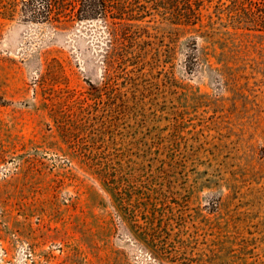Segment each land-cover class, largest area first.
<instances>
[{
    "label": "rangeland",
    "instance_id": "374dc122",
    "mask_svg": "<svg viewBox=\"0 0 264 264\" xmlns=\"http://www.w3.org/2000/svg\"><path fill=\"white\" fill-rule=\"evenodd\" d=\"M24 2L0 17V264H264V32L131 0L109 47Z\"/></svg>",
    "mask_w": 264,
    "mask_h": 264
},
{
    "label": "trees",
    "instance_id": "16d2710c",
    "mask_svg": "<svg viewBox=\"0 0 264 264\" xmlns=\"http://www.w3.org/2000/svg\"><path fill=\"white\" fill-rule=\"evenodd\" d=\"M149 10L163 11L164 17L175 24L206 28L217 19L235 30L264 32V0H140ZM24 0H0V17L11 18ZM44 20L47 22H74L99 18L107 26L109 47L119 42L122 21L136 20L131 0H44ZM138 17L146 10H137ZM153 15V14H152ZM63 19V20H60Z\"/></svg>",
    "mask_w": 264,
    "mask_h": 264
}]
</instances>
